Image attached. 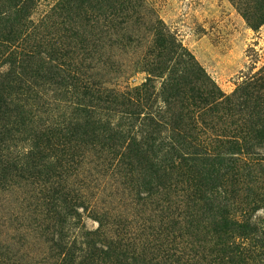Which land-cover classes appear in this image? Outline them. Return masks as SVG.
I'll return each mask as SVG.
<instances>
[{"label": "trees", "instance_id": "trees-1", "mask_svg": "<svg viewBox=\"0 0 264 264\" xmlns=\"http://www.w3.org/2000/svg\"><path fill=\"white\" fill-rule=\"evenodd\" d=\"M116 1L132 9L133 0ZM247 20L257 31L264 14ZM100 21L128 23L90 18L86 26L95 29ZM72 38L78 45L64 47L50 36H0V147L15 118L26 125L29 100L42 88L53 84L76 97L67 106L66 129L55 125L33 134L28 150L5 160L0 172L5 180L31 170L33 162L35 179L47 176L52 183L47 200L55 217V264H264V227L253 221L264 208V69L231 95L199 66L198 74L185 70L190 77L183 72L171 87L163 111L149 102L150 81L133 96L95 81L81 59L98 55L96 35ZM174 48L159 49L165 65L158 70L176 62ZM43 55L51 62L35 65ZM118 106L122 110L114 112ZM101 110L119 119L105 120ZM85 148L128 177L134 219L109 218L105 208L95 212L98 206L84 193L61 181L73 175ZM81 207L90 210L96 229L87 230Z\"/></svg>", "mask_w": 264, "mask_h": 264}, {"label": "rangeland", "instance_id": "rangeland-1", "mask_svg": "<svg viewBox=\"0 0 264 264\" xmlns=\"http://www.w3.org/2000/svg\"><path fill=\"white\" fill-rule=\"evenodd\" d=\"M89 1L0 0V36L9 32L36 38L50 36L66 47L78 45L72 36L96 35L98 55L81 59L92 78L131 96L150 81L148 94L153 97L149 102L157 103L163 111L171 87L179 82L183 72L187 79L190 77L185 70L198 74L199 66L223 93L231 95L264 69V25L255 31L247 20L255 21L264 14V0H133L128 11L121 9L116 0H104L102 5L98 0ZM90 18L115 22L125 19L128 23L111 26L100 21L92 29L86 26ZM170 44L175 50L179 47L176 51L180 56L162 72L158 68L164 67V60L157 59V53ZM42 61L51 62L43 55L34 64ZM41 90L29 100L26 125H19L21 119L14 117L17 123L13 130L3 136L7 141L0 147V172L5 160L22 156L28 150L33 134L55 125H62L63 129L68 126L72 109L67 106H73L75 95L65 97L53 84ZM115 109L114 112L122 110L119 106ZM100 112L99 117L105 120L119 119L114 112ZM259 152L264 154V147ZM80 153L73 175L61 181L84 193L88 201L98 206L95 212L105 208L109 218L122 213L134 219L136 210L130 201L128 177L105 168L95 150L85 148ZM33 166L32 162L31 170L0 180V264L57 262L52 252L55 217L47 200L51 199L47 198L51 194L47 189L52 183L46 181L47 176L35 179ZM79 212L87 230L98 227L94 217H89L90 210L83 212L81 207ZM253 221L264 227V208L253 215ZM69 235L72 239L76 230L72 228Z\"/></svg>", "mask_w": 264, "mask_h": 264}]
</instances>
